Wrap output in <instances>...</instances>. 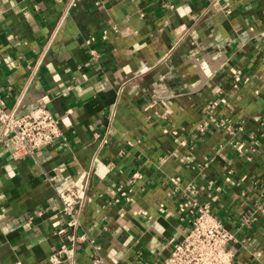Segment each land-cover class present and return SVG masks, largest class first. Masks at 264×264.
<instances>
[{
    "label": "crops",
    "instance_id": "crops-1",
    "mask_svg": "<svg viewBox=\"0 0 264 264\" xmlns=\"http://www.w3.org/2000/svg\"><path fill=\"white\" fill-rule=\"evenodd\" d=\"M0 95L62 132L0 143V264H162L193 204L264 264V0H0Z\"/></svg>",
    "mask_w": 264,
    "mask_h": 264
},
{
    "label": "built area",
    "instance_id": "built-area-1",
    "mask_svg": "<svg viewBox=\"0 0 264 264\" xmlns=\"http://www.w3.org/2000/svg\"><path fill=\"white\" fill-rule=\"evenodd\" d=\"M39 62L40 59L36 64ZM61 135L58 119L45 104H39L24 114L16 115L13 110L5 108L0 95V143L10 142L12 158L34 155L41 146L53 143ZM58 196L62 211L70 216L69 225H78L80 208L89 200L86 195V182L80 177L60 190ZM190 212L192 216L185 234L174 243L162 264H233L231 232L205 204H193ZM73 249V244H60L49 255V262H61L63 258L72 255Z\"/></svg>",
    "mask_w": 264,
    "mask_h": 264
}]
</instances>
